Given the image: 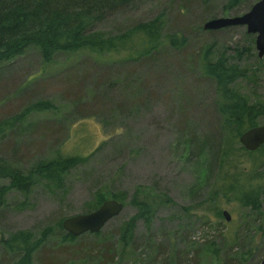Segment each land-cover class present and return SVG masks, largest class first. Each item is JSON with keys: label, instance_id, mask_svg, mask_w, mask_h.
<instances>
[{"label": "rangeland", "instance_id": "1", "mask_svg": "<svg viewBox=\"0 0 264 264\" xmlns=\"http://www.w3.org/2000/svg\"><path fill=\"white\" fill-rule=\"evenodd\" d=\"M228 2L138 0L95 26L116 36L158 19L160 50L136 62H124L125 51L110 57L85 52L58 54L44 65L29 50L0 67V122L12 124L0 136V158L24 174L58 153L86 158L63 177L59 189L36 180L26 197L16 190L5 195L1 237L30 231L38 238L51 230L31 264H194V257L195 264H218L242 254L241 264L262 260L264 188L257 209L241 198L264 186L251 167L255 159L264 167L259 160L264 154L251 158L240 149L239 136L216 110L214 83L201 68L205 50L227 59L235 58L236 50L242 56L237 64L249 76L236 83L237 89L250 101L264 102V56L257 57L253 37L243 27L202 29L207 20L238 16L251 3L229 10ZM37 102H49L53 109L12 120ZM263 124L264 116L258 120ZM190 135L197 144L204 137L222 140L212 171L207 147L195 156ZM8 184L0 178V187ZM97 192L106 200L124 198L122 212L101 229V243L90 235L78 237L76 244L62 241L65 231L58 223L92 212L86 209ZM133 196L145 200L152 214L147 223L136 222L131 243L121 244L118 227L137 213ZM5 253L0 246V264L17 261Z\"/></svg>", "mask_w": 264, "mask_h": 264}, {"label": "trees", "instance_id": "2", "mask_svg": "<svg viewBox=\"0 0 264 264\" xmlns=\"http://www.w3.org/2000/svg\"><path fill=\"white\" fill-rule=\"evenodd\" d=\"M137 1L0 0V67L23 56L29 50L36 51L44 65L50 64L58 54L73 55L85 52L110 57L114 53L125 51L127 55L123 57L124 62H136L140 58H147L160 50L157 46L161 28L158 19L138 23L127 33L116 36H105L94 29L97 24L104 22L109 15L126 10ZM247 1L251 2L249 7L237 15L243 14L257 0L253 2L252 0H229L225 9L231 10ZM247 36L253 37L251 38L253 44L254 36L249 34ZM234 54L235 58L227 59L224 55L214 56L207 49L204 51L201 60V68L203 75L214 83L218 114L227 128L237 137L245 130L258 125V120L264 116V102L260 100L250 101L245 94L237 89L236 83L239 80L249 78V76L246 69L240 68L237 64L241 55L236 50ZM51 109L53 107L49 102H37L27 107L12 120L18 122L24 120L30 113H42ZM10 127H12L10 122H0V136L5 130H11ZM190 136L189 141L195 146V156H200L202 150L207 147L209 158L211 157L209 167L212 171L215 159L220 157L222 140H218L219 136L217 139L204 137L200 140L201 144H197L198 139ZM240 149L251 158L264 154V145L253 152H248L243 147ZM263 159L259 158L261 163L264 162ZM85 160V157L79 155L62 156L58 153L49 160L37 163L31 171L24 174L19 169L8 166L0 158V178L9 180L7 186L0 187V206L3 205L4 197L10 190H16L26 197L36 180H43L47 184H53L55 188H61L63 177L84 163ZM251 167L257 170L254 177L264 181V167H260L257 159L252 160ZM263 188L264 186L258 185L256 190L250 189L243 193L241 198L243 204L252 209H257ZM110 198L121 203L124 201L122 194ZM105 200V195L97 192L88 204L87 212L96 210ZM131 204L136 207L137 213L118 227V241L121 244L131 243L136 222L142 219L147 223L152 214V210L149 209V204L145 200L133 196ZM57 226L60 231L63 230L60 222ZM100 234L99 231L95 234L86 233L83 235H90L95 239V242L100 244L102 241ZM50 236V229L44 230L38 238H34L30 231H18L6 239L1 237L0 246L4 252L18 257L14 264H31L33 255L42 249L41 247H45L47 238ZM61 238L62 241L69 244L78 243V237H73L66 232L62 233ZM204 247L201 246L200 248L203 255L207 253ZM105 248L107 247L105 246ZM244 255L242 254L240 257H244ZM210 257L215 261L217 259L216 254L210 255ZM238 259L226 258L221 262L218 261V264L243 263L241 262L243 259ZM192 261L195 264V257ZM177 264L182 263L178 261Z\"/></svg>", "mask_w": 264, "mask_h": 264}, {"label": "water", "instance_id": "3", "mask_svg": "<svg viewBox=\"0 0 264 264\" xmlns=\"http://www.w3.org/2000/svg\"><path fill=\"white\" fill-rule=\"evenodd\" d=\"M232 27H243L247 34L255 36L254 47L257 57L262 58L264 56V0H257L248 11L241 15L213 18L202 25L204 31H218ZM169 44L176 46L177 40L172 38ZM238 141L246 151H256L264 145V124L245 130L240 134ZM123 208L121 202L114 199L105 200L96 210L90 213L65 218L61 223V227L73 237H79L86 233L95 234L109 221L117 217ZM222 216L225 221L230 220L226 211L222 212ZM259 264H264V257Z\"/></svg>", "mask_w": 264, "mask_h": 264}, {"label": "flooded vegetation", "instance_id": "4", "mask_svg": "<svg viewBox=\"0 0 264 264\" xmlns=\"http://www.w3.org/2000/svg\"><path fill=\"white\" fill-rule=\"evenodd\" d=\"M259 264V263H258Z\"/></svg>", "mask_w": 264, "mask_h": 264}]
</instances>
